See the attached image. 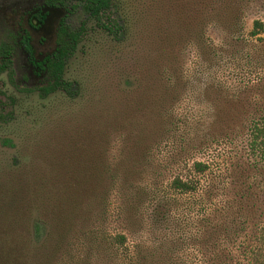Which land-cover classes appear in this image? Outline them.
<instances>
[{
    "label": "rangeland",
    "instance_id": "rangeland-1",
    "mask_svg": "<svg viewBox=\"0 0 264 264\" xmlns=\"http://www.w3.org/2000/svg\"><path fill=\"white\" fill-rule=\"evenodd\" d=\"M42 4L0 0V48L25 31L31 47L15 46L0 75V264H118L104 238L118 232L140 243L137 264H264V159L243 127L264 107V0L242 6L240 41L214 24L226 1L113 0L118 36L80 9L67 15L71 28L84 25L64 72L74 96L44 99L34 64L55 49L66 14L52 10L31 31L26 20ZM255 19L263 30L250 37ZM187 156L209 165L202 196L216 210L203 219L181 198L180 210L196 209L193 227L152 232L141 192L166 186L173 157Z\"/></svg>",
    "mask_w": 264,
    "mask_h": 264
},
{
    "label": "trees",
    "instance_id": "trees-1",
    "mask_svg": "<svg viewBox=\"0 0 264 264\" xmlns=\"http://www.w3.org/2000/svg\"><path fill=\"white\" fill-rule=\"evenodd\" d=\"M221 1H226L224 5L226 8L224 10L220 9L215 13L214 24L225 29V33L229 36L230 41L242 40L244 38L243 30L245 27L242 6L246 3V0ZM43 4L45 7L52 8L53 10H63L66 16L60 19L57 25L55 50L51 55H48L42 61L34 64L42 75L41 82L36 88V91L43 99L59 91L72 97L74 96V92L72 88H70L72 85L64 79V72L68 60L74 54L82 39L84 25H81L78 29L71 28L67 23V15L81 9L88 18L94 20L102 30L112 36L119 35L121 25L116 17V9L113 0H43ZM44 16L45 13L40 11L36 16H32L29 19L28 25L33 29L38 28L40 23L44 20ZM262 30V21L255 19L252 22V30L249 32V36L258 37ZM22 35L20 37H22ZM24 35L25 36L20 40V44L25 51L31 53L29 35L27 33ZM203 36L204 34H200L198 40L204 43ZM222 46L223 41L221 44H215L213 54H218ZM200 48L202 49V46H199V49ZM14 55L15 47L13 43L10 42V40L3 43V46L0 48V75L11 72ZM199 55L201 56L200 53ZM172 111L173 109L170 113ZM170 125L176 126V124ZM243 127L246 128V132L251 138L253 149H257L261 158L264 159V107L257 106L254 108ZM191 146L193 148L195 147L193 144H191ZM190 159H192L190 156L182 157V159H175L173 157L172 163L178 164V166L170 182L160 189H149L145 187L144 191L141 192V194L143 193L149 197L147 200V203H149L147 227L150 231L156 233L165 232L168 236L174 238L181 231V227H187L188 229L193 227L190 217L196 209L193 210L189 202L180 210L179 202L180 199L184 197H188L186 201L194 199V203L199 206L198 212L202 215L203 219L209 216L212 211L216 210L213 204L207 203L204 199L205 195L202 196V194H205L207 189H209V183L207 182L209 165L200 161L189 162L188 160ZM141 194L139 196H133L132 200H138ZM107 201L108 196H104L103 208L105 215H107L109 211ZM120 205L121 207L117 208V212L122 216L125 213V208L122 203ZM183 209L186 211L185 213H181ZM183 223L184 225H182ZM205 223L208 225L209 221L205 219ZM216 227L217 225L213 227L211 225L209 228H211V231L214 230L215 232L214 228ZM44 237V224L36 220L33 225V238L36 243H40ZM104 238L109 248L112 249L117 257L118 264L138 263L141 256V245L139 242H133L132 246H129L128 237L122 232H118L114 235H107L104 236ZM175 246L176 244L174 247ZM216 258L219 259L217 254ZM221 264L225 263L222 261Z\"/></svg>",
    "mask_w": 264,
    "mask_h": 264
},
{
    "label": "flooded vegetation",
    "instance_id": "flooded-vegetation-1",
    "mask_svg": "<svg viewBox=\"0 0 264 264\" xmlns=\"http://www.w3.org/2000/svg\"><path fill=\"white\" fill-rule=\"evenodd\" d=\"M53 9L52 8H49V7H45L44 6V4H42V6L41 7H38L37 9H35L34 11H32V13L28 16V18H27V20H26V24H27V28L29 29V30H31V31H37L38 29H40V27L45 23V21L47 20V17H49V15H50V13H51V11H52ZM40 11H42L43 13H45V16H44V20L42 21V23H40V25H39V27L38 28H36V29H33V28H31L29 25H28V23H29V19L32 17V16H36L38 13ZM64 17V16H63ZM62 17V18H63ZM61 18V19H62ZM27 34H28V32L27 31H25ZM26 33H24V34H26ZM22 35V37H24L25 35ZM29 35V34H28ZM22 37H19L18 38V40H17V42H15V45H14V47L15 46H18V45H20L21 46V44H20V40H21V38ZM30 38V37H29ZM41 42H43V40H40ZM56 46V45H55ZM22 48H23V46H21ZM16 48V47H15ZM55 50V49H54ZM53 50V51H54ZM53 51L51 52V53H49V54H47V55H45L42 59H40L38 62H40V61H42L44 58H46L48 55H51L52 53H53ZM38 62H36V63H38ZM37 68V67H36ZM37 70H38V68H37ZM39 72V71H38ZM40 74V73H39ZM40 76H42L41 74H40ZM41 82V81H40Z\"/></svg>",
    "mask_w": 264,
    "mask_h": 264
}]
</instances>
